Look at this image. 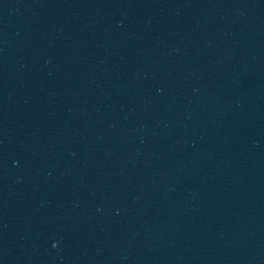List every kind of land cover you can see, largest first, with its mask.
<instances>
[{
  "label": "water",
  "instance_id": "95a60500",
  "mask_svg": "<svg viewBox=\"0 0 264 264\" xmlns=\"http://www.w3.org/2000/svg\"><path fill=\"white\" fill-rule=\"evenodd\" d=\"M0 264H264V0H27Z\"/></svg>",
  "mask_w": 264,
  "mask_h": 264
}]
</instances>
